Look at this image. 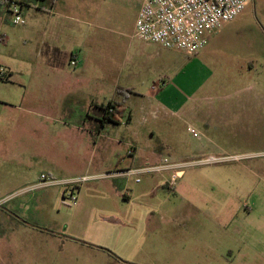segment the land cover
I'll return each mask as SVG.
<instances>
[{
  "label": "rangeland",
  "instance_id": "1",
  "mask_svg": "<svg viewBox=\"0 0 264 264\" xmlns=\"http://www.w3.org/2000/svg\"><path fill=\"white\" fill-rule=\"evenodd\" d=\"M138 1L101 0V6L105 15L119 13L127 24ZM234 20L231 44L220 47L221 36L212 35L197 54L168 50V73L178 81L167 107L134 110L142 139L127 144V167L179 164L183 179L162 178L167 168L134 176L124 189L125 201H119L126 219L96 216L85 205L92 197L105 204L100 187L89 189L96 178L75 186L67 181L83 176L66 178L91 167L88 154L63 150L61 174L44 173L56 183L16 194L43 195L39 205L26 206L25 221L70 240L62 247L46 244L47 264H264V0H251ZM246 71L250 77H234ZM74 111L83 116L88 109ZM133 148L136 155L128 154ZM33 165L37 171L45 166L31 159ZM212 167L219 169L205 176L202 171ZM234 180L237 189L223 184ZM71 190L76 204L67 207L62 201Z\"/></svg>",
  "mask_w": 264,
  "mask_h": 264
},
{
  "label": "crops",
  "instance_id": "2",
  "mask_svg": "<svg viewBox=\"0 0 264 264\" xmlns=\"http://www.w3.org/2000/svg\"><path fill=\"white\" fill-rule=\"evenodd\" d=\"M143 1H138L126 24L119 13L105 15L101 0H17L25 20L22 25L12 23L0 2V36L4 38L0 67L9 75L7 80H0V205L6 204L0 207V264H47L46 244L62 247L70 241L62 232L25 221L22 212L26 206L30 202L39 205L43 195L33 199L16 196L39 184L41 174H61L63 150L74 154L85 150L91 162L84 173L66 178L94 177L89 189L100 187L101 197H106L105 204L97 197L85 201L87 210L96 216L126 219L119 201L125 199L127 181L134 177L126 172L143 168L127 167L123 159L127 144L135 145L142 139V130L134 127L138 121L134 110L141 105L165 109L173 82L178 81V75L168 73L172 64L167 51L172 49L144 43L134 35ZM234 19L213 34L221 36L218 46L233 42ZM71 57L76 58L73 68L69 65ZM249 72L234 77H250ZM108 104L123 108V112L116 113L117 118L110 117L111 110L102 111ZM79 109L88 112L77 116L74 110ZM136 150L127 153L136 155ZM31 159L45 166L37 171ZM103 160L104 166L100 163ZM167 168L168 174L162 178L170 182L173 175L174 182L183 179L182 165ZM218 169L202 172L208 176ZM75 170L70 168L69 172ZM231 182L223 184L237 189L236 180ZM202 188L207 195L208 188ZM89 224L93 230L97 228L95 220Z\"/></svg>",
  "mask_w": 264,
  "mask_h": 264
},
{
  "label": "built area",
  "instance_id": "3",
  "mask_svg": "<svg viewBox=\"0 0 264 264\" xmlns=\"http://www.w3.org/2000/svg\"><path fill=\"white\" fill-rule=\"evenodd\" d=\"M250 1L144 0L137 13L134 35L144 43H153L161 48L176 49L194 55L204 48L211 35L219 31L225 23L237 17ZM0 2L10 14L14 25L24 24L25 20L17 0H0ZM0 43H4L3 36H0ZM69 65L72 67L76 65L75 57L70 58ZM8 76V71L0 67V80H7ZM193 136H195L194 133ZM214 159L208 157L206 161ZM167 167L168 165L128 170L126 174L139 176ZM39 178L41 186L56 183V180L49 179L44 174H41ZM174 178L175 175L172 181ZM87 179L88 176L70 179L67 184L75 186ZM62 204L67 207L76 204L73 190L64 198Z\"/></svg>",
  "mask_w": 264,
  "mask_h": 264
},
{
  "label": "trees",
  "instance_id": "4",
  "mask_svg": "<svg viewBox=\"0 0 264 264\" xmlns=\"http://www.w3.org/2000/svg\"><path fill=\"white\" fill-rule=\"evenodd\" d=\"M117 94L118 95H120L121 94V92L119 91V92H117ZM121 106H122V104H120ZM107 110H111L110 112H109V116L110 117H114V118H117L118 116L116 115V113H119V112H123V108H116L115 106L113 107L111 104H108L102 111L103 112H106ZM119 115V117L121 116V114H118Z\"/></svg>",
  "mask_w": 264,
  "mask_h": 264
}]
</instances>
